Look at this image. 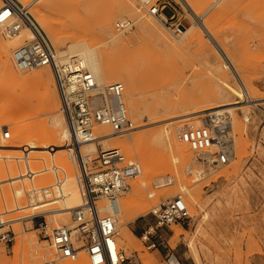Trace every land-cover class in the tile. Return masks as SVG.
<instances>
[{
  "label": "rangeland",
  "instance_id": "374dc122",
  "mask_svg": "<svg viewBox=\"0 0 264 264\" xmlns=\"http://www.w3.org/2000/svg\"><path fill=\"white\" fill-rule=\"evenodd\" d=\"M131 1L135 4L134 12L140 13L142 19H149L171 43L179 45V48L168 47L153 29L139 31L138 18L133 13L117 15L120 0H28V7L24 8L35 22L37 18L51 21L54 31L60 36V45H55L48 31L40 28L55 56L57 47L67 48L74 41L72 35L77 36L86 43L96 45L102 64L124 67L125 77H132L135 83L133 97L137 99L144 115L140 116L130 107L131 95L127 93V83L119 80L124 87V105L133 127L119 132L122 134H116L121 137L142 134L138 147L132 146L131 155L127 149L116 146L114 140L109 141L116 145L105 146H116L127 161H136L141 168L138 175L126 179L125 189L118 199L120 206L133 193L130 181H141L140 194L136 196L137 206L124 226L127 228V239L135 249V256L126 258L123 264H196L190 250L197 252L201 264H264V0H219L216 3L214 0H206L199 6H193L197 8L196 18L178 0H170L184 31L192 26L183 37L182 33L177 36L170 34L146 13L139 2ZM103 13L112 14L111 29L123 39L124 45L106 42L105 36L99 30L100 16ZM170 13V8L163 9L164 15L168 16ZM120 19H130L133 22L132 28L127 32L116 31L114 23ZM18 35L23 42L26 40L23 33ZM16 36L17 34H4L0 23V41L4 44L8 42L6 45L9 47V56L14 50L10 40ZM220 44L233 57L239 76L232 73L222 58L218 51ZM242 78L247 83L251 97H246L240 90ZM36 86L34 84L30 87L33 94L30 103L17 107L12 101L17 91L7 87L0 78V196L4 194L2 199L5 198L8 202H12L14 194L7 177L11 179L16 164L20 163L24 166V177H29V182H33V191H38L40 186H51L50 191L53 194L58 191L59 185L65 189V182L60 176H56L55 163L49 152V114L44 102L36 96L43 89ZM53 89L57 110L61 114L54 82ZM222 90L228 91L224 100L213 97ZM224 103L227 106L217 109L226 111L221 112L219 118L230 123L234 157L227 164L216 167L214 172L205 174L203 179L197 180L187 171L191 167L192 151L187 144L175 139V126H180L185 117L204 111L154 123L153 121L161 118L160 115L152 113L149 117L151 120H148L146 111L152 106L163 104L182 106V112H186ZM179 110V107L176 108L177 113H181ZM32 123L39 127L34 128ZM62 123L57 131V142L63 146L65 159L71 164L63 138L61 139L64 121ZM20 127L25 129L22 138L18 135ZM165 127L175 139L177 151L172 154L167 150V143L163 139L159 148L161 156L155 149L159 146L155 138L156 131ZM5 129L8 130L9 137L2 139L1 131ZM12 129L17 132L14 137ZM4 145L9 146V150H4ZM98 147L102 146L98 144ZM30 155L36 157V173L32 174L27 171V158ZM173 155L176 157L174 163L171 160ZM95 156L96 153H92L90 158ZM165 161L168 162L166 169L150 172L148 179L144 181V167L158 166ZM62 167L65 170V166ZM71 169L74 182L77 168L71 164ZM60 171L64 174L63 170ZM163 177H168L170 182L160 184L158 180ZM57 180L60 181L58 189L54 186ZM17 182L12 184L20 185ZM43 182L45 184L42 186ZM176 195L182 196L190 218L159 229L153 237L156 248H146L140 235L153 222L150 208ZM2 199L0 207L3 205L5 208L1 207L0 211H7L3 217L16 218L33 213L35 210L28 203L40 201L41 197L25 201L26 206L19 208L20 211L18 208L9 210V206L7 208ZM48 203L44 206L51 210L53 207H63L59 199ZM75 203H79V195ZM59 213L46 216L50 228L69 224L68 213L66 222L61 221ZM11 227L15 234L14 243L11 248L0 243V264H44L55 258V252L31 226L29 219L13 222ZM121 228H116L115 239L120 236ZM186 238L191 240V247L185 245ZM117 247L123 253L122 248ZM78 258L89 264L83 251L78 253ZM63 261L71 260H58L57 264Z\"/></svg>",
  "mask_w": 264,
  "mask_h": 264
},
{
  "label": "built area",
  "instance_id": "2783aa9c",
  "mask_svg": "<svg viewBox=\"0 0 264 264\" xmlns=\"http://www.w3.org/2000/svg\"><path fill=\"white\" fill-rule=\"evenodd\" d=\"M136 1L173 36L184 30L170 0ZM166 7L171 9L168 16L163 14ZM0 23L3 33L8 36L18 34L22 29L29 32V38L11 53L17 70L40 66L50 68L69 146L75 154L69 160L76 164L74 182L80 196V204L68 210L69 224L53 228L49 227L46 216L61 211L62 207L35 213L38 208L31 205L35 210L33 213L16 218H4L7 211H0V243L11 248L15 236L11 224L27 218L55 252V258L44 264H57L62 259L75 260L80 251H83L89 264H123L126 257L115 243L118 199L125 189L126 179L141 172L140 165L136 161H127L118 148L98 147L96 156L91 159L86 155L85 160H82L76 149L82 143L98 141L96 126L106 125L115 133L133 127L124 105L122 83L116 81L99 88L92 73L79 59L71 57L58 61L41 28L17 0H0ZM132 26L130 19H120L114 23L118 32H127ZM8 137V130H2L1 138ZM175 139L190 147L191 167L187 171L197 180L204 178L205 169L225 165L234 157L229 121L212 114L202 117L201 124L196 127L183 125L175 128ZM57 181L54 184L56 188ZM158 182L165 184L170 179L163 177ZM50 189L51 186H46L40 190L43 204L61 200L59 197L54 198ZM149 213L153 222L140 235L148 249L156 248L153 237L159 229L190 218L179 195L151 207Z\"/></svg>",
  "mask_w": 264,
  "mask_h": 264
},
{
  "label": "bare ground",
  "instance_id": "6f19581e",
  "mask_svg": "<svg viewBox=\"0 0 264 264\" xmlns=\"http://www.w3.org/2000/svg\"><path fill=\"white\" fill-rule=\"evenodd\" d=\"M17 1L22 3L24 8L28 7V4H29L28 0H17ZM178 1L181 4H183V6L188 10V12L194 18H196L197 17V12H196L197 8L193 7V6H195V5L199 6L203 3H205L206 0H178ZM218 1L219 0H215L214 3L218 2ZM214 3H212V4H214ZM134 8H135V4L133 1H131V0H120L119 6L117 9V15H119V16H121L123 14L131 15L133 13L138 18L137 28L139 31H146V30L153 29L156 32V34L162 40H164V43L168 47L173 48V49L179 48V45L175 46L173 43H171L169 41V39L161 31H159L152 24V22L149 19H145V18L142 19L140 17L141 16L140 13L134 12ZM36 9L37 8H35V10ZM112 17L113 16L110 13H103L100 16L99 30L105 36V38H106L105 40L109 44H114V45L123 44L124 45L125 42L123 41V39L121 37H119L117 34H115L111 29ZM84 18H85V16H84ZM69 19H71V22L73 21L72 18H69ZM81 21H83L82 18H81ZM36 22H37L39 27L46 29L48 31V33L53 37L52 41L55 45H60V43H61L60 36H58V33L54 31V28L51 25L50 20H45L44 18H37ZM72 25H74V24H72ZM191 27H189L185 31L184 30L182 31V34H181L182 37L185 36L191 30ZM19 33H20V35L23 33L24 34L23 36L25 39L29 38V32L27 30L22 29ZM18 34L16 37H14L12 40H10V45H11L12 49L17 48L23 42V39H21ZM72 38L74 41L69 43L67 48L57 47V49H56L57 55L55 56V58L58 61H65L71 57H75V58L79 59L88 68V70L92 73L94 81L99 88H103L105 85L112 83V82H116V81L119 82V80L124 81V82L126 81L127 93L129 95H131V98L129 100L130 107L134 108L137 111L136 113H138L140 116L144 115L143 110H140V106L137 102V99H135L133 97L134 90H135V83H134L132 77L130 79L125 77V68L124 67H117V66H111V67L105 66V64H102L101 54L95 48L96 45L94 46V45H91L89 43H86L84 39L79 38V37L74 36V35H72ZM180 38H181V36L177 38V41L180 40ZM6 44L8 45V42H6ZM6 44H4L0 41V78L6 84L7 87L15 89L17 91L16 95L12 99L13 105L18 107V106L27 105L30 103L32 95H33L32 92L30 91L31 90L30 87L32 85L35 84V85H37L36 87L40 86L43 89L41 94L39 93V95H36V96H37L38 100H40V101L42 100L44 102V104L47 108V112L49 114V120H50V124H51V131L49 133V138H50L49 152L51 153V155L53 157V162L55 163L54 166L56 167V176H58V177L60 176L62 181L65 182V184H64L65 189H63L64 187L61 188L62 186L59 185L58 188L62 189V190H59L57 188L58 191L54 192L53 195H54V198L59 197L61 199V201L63 202V207L61 208V211H59L60 212L59 214L61 215V221L66 222L68 210L70 208H73V207L78 206L80 204V196H79V203H75L78 201L79 192H78V189H76L77 187L75 186V184L73 182V174H71V170H72L71 164H72V166L73 165L76 166V164H75V162H72L71 160H70L71 164L66 161L67 158L65 159L64 148L61 144H59L57 142V140H58L57 139V137H58L57 131H58L59 127H61V125L63 124L62 122L64 121V118H63L62 114H60L57 110V102H56L54 91H53L54 90L53 89V77H52L50 68L48 66H40V67H37L36 69L33 68V69H29V70H24V71L17 70L13 65L12 56H9V47ZM218 51L220 52L222 58H224L225 63L231 69L232 73H234L236 76L237 75L239 76V69L234 64L233 57L225 50V48H223V46L221 44L218 45ZM10 60H11V62H10ZM11 63H12V65H11ZM130 72H132V71L130 70ZM128 77H129V75H128ZM242 80H243V78H242ZM240 82H241L240 90L242 91V93H244L246 97H251V92H250L249 88H247V83L244 80L240 81ZM227 96H228V91L222 90V91H218L216 94H214L213 97L216 99L218 98L222 101ZM222 106L225 107V106H227V104L226 103L218 104V105H214V106H210V107L206 106V108L205 107L200 108V110L199 109L198 110L193 109L191 111H186V112H182V111H184L182 106H178L180 108L179 111H181V113H177L176 108H178V107H176V105L163 104L160 106H152V108L149 109V111H146V115L148 116V120H151L149 117L152 113H156V114L160 115L161 118L159 117L160 119H158L157 121H153V123L158 122V121L169 120L171 118H175L178 116L199 113L201 111L207 112L206 114H212L217 118V117H219L221 112H223V111L226 112L223 109H217L218 107L220 108ZM204 112L185 117V119H184L185 121L180 126L185 125L186 127H196V126L200 125L202 122L201 117L204 115L203 114ZM149 123H151V121H149ZM33 126H34V128L39 127V125L36 123H34ZM177 127H179V125L175 126V128H177ZM24 131H25L24 127L19 128L18 135L20 138H22L24 136V134H25ZM15 132L16 131L12 129V133H13L12 136L13 137L15 136ZM96 134L99 137L97 142L95 141V142L82 143V144L76 146V149L78 148L80 156L82 157V160L86 159V155L88 158H90L92 153H96L98 144H100L102 147H105L109 144L110 145H116L117 144L116 146H120V147L127 149V151H129V153L132 155V146H135L136 148L138 147L137 144H138L139 140H141L140 138L142 135V134H134V135L122 136V137L120 135L117 136V134L115 132H113L106 125H99V127L96 128ZM118 134H122V133H118ZM62 138H63L62 141H64L65 146L67 148L68 156L69 157L71 155L74 156L75 154H73L71 152L72 150L69 146L70 144H69L68 133H67V130L65 127V122H64L63 130H62L61 139ZM163 139H165V142L167 143V148H168L167 150H169L172 154L176 153V151H177L176 141H174L175 139H173L170 136V134L168 133V129L166 127L156 131L155 140H157L159 143L158 148H155L157 150V152L162 156V152H161V150L159 151V148L163 144L162 143ZM109 140H114V142L116 144H112ZM6 145H4V150H9L10 147L6 146ZM116 146L105 147V148H117ZM186 146L188 147L189 150H191L188 145H186ZM136 153H137V156L140 157V153L138 150H136ZM182 153H184V152H182ZM76 154H77V151H76ZM172 157H173V159H171V160H173V163H174V161L176 160V157L174 155ZM18 158H22V157H18ZM35 158H36L35 155H30L27 158L28 159L27 160V168L29 169L27 171H30L31 174L36 173ZM16 160H18V159H16ZM16 163L17 162H14V164H16ZM62 165L65 166V170L63 169ZM190 166H191V164H190ZM167 167H168V162H166V161L163 164L158 165V166L155 165V166H151V167H144L143 171H142L144 181H146L148 179L150 172H154L157 170H163V169H166ZM187 168L188 167H186V169ZM18 169L20 170V174H18V171H19ZM23 170H24L23 163L16 164V169L13 171L14 173H12L13 175L12 176L10 175L11 179H9L7 177V181H9L11 183L10 189H12V193L14 194L12 202L6 201L5 198L2 199V195H4V194H1V196H0V201L2 199V201L6 204V207L9 206V210L16 209V208H18V209L24 208L26 206V203L24 204V202L25 201H31V200H34L35 198L39 197L40 196V190L43 188L40 186L38 188V191H36V192L33 191L32 190L33 182H29V180H31V179H28L29 177L28 178L24 177L25 173H23ZM60 170H63L64 174L60 173L61 172ZM215 170H216V167L207 168L204 170V174L212 173ZM33 175H35V174H33ZM33 175H31V176H33ZM216 177H217V175H216ZM16 180H18V182ZM13 182H17L20 185L14 186L15 184H12ZM59 182L60 181L58 180L57 185ZM44 184H45V182L42 183V186ZM130 186L133 190V193L123 201V204H120L119 215H118V218H117V221L115 224L116 228L122 227L120 229L121 230L120 236L115 239V243L117 246L122 248L123 255L124 256L126 255L125 256L126 258H133V256H135V255H133V253L135 252V249H133L131 247V244L129 243V241L127 239V230H126L127 228L125 229L124 226H125L127 220L130 218L132 211L137 206V203H138L137 200L138 199L136 198V196L140 194L139 191L141 189V181L139 179L138 180H132V181H130ZM53 191H55V190H53ZM77 192H78V194H77ZM180 197H182V196H180ZM42 202H43L42 200L36 201V202H29L28 205L31 206L30 203H32V205L33 204L36 205V207L38 208V210H36L37 213H41L43 211L49 210V208L45 207L44 206L45 204H43ZM50 202H52V201H50ZM183 202H184V200H183ZM73 203L76 205H73ZM1 204L2 203L0 202V205ZM56 204H58V203H56ZM4 208H5V206H4ZM4 208L2 207V209H4ZM20 209H19V211H20ZM13 214H16V213H13ZM118 222L120 224H118ZM56 224H58V222H56ZM184 241H185L184 243L187 247L192 246L191 240H189V238H186ZM190 252L193 255L194 259L196 260V264H201V260L198 256L197 252L195 250H190ZM82 258H78V259L76 258L75 260H71V261H63V262H60V264H87ZM66 260H69V259H66ZM47 261H49V260H47Z\"/></svg>",
  "mask_w": 264,
  "mask_h": 264
}]
</instances>
